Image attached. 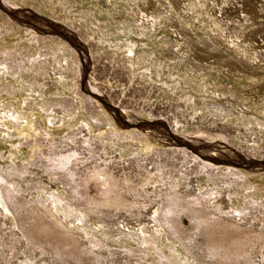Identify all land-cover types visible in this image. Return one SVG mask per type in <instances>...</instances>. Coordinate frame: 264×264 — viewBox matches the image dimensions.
<instances>
[{
  "label": "rangeland",
  "instance_id": "374dc122",
  "mask_svg": "<svg viewBox=\"0 0 264 264\" xmlns=\"http://www.w3.org/2000/svg\"><path fill=\"white\" fill-rule=\"evenodd\" d=\"M112 109L218 138L243 164L203 170L166 138L129 137ZM263 123L264 0H0V197L17 190L0 203V264H264V176L240 175L257 171L244 159L264 161ZM208 178L197 198L179 190L192 210L168 215L167 235L145 222ZM34 189L74 204L82 225L45 217L61 235H39ZM217 192L245 203L238 218L215 209Z\"/></svg>",
  "mask_w": 264,
  "mask_h": 264
},
{
  "label": "bare ground",
  "instance_id": "6f19581e",
  "mask_svg": "<svg viewBox=\"0 0 264 264\" xmlns=\"http://www.w3.org/2000/svg\"><path fill=\"white\" fill-rule=\"evenodd\" d=\"M71 42L77 48L80 45V44H78V43H76V42H74L72 40H71ZM80 75H81L80 80L82 82L84 80L85 75H86V68H84V70L81 71V74H79V76ZM83 89H84V92H85L84 94H86V96L88 98L96 99V100L100 99V96H98L94 91H92L88 87H86L85 84L83 85ZM219 109L222 110V108H219ZM111 111L115 115V118L121 124V126L125 130H127V134H128L129 137L137 135L136 133L139 131V132H144L145 134H153V135L157 134L160 137L166 138L167 140H169L171 142H174L175 145L179 149H181L182 151L192 152L195 155L194 158L200 160V162H201L200 165H201V168L203 170L208 169V168H210V169H213V168L220 169V167H222V166L223 167L226 166L227 167L226 169H229L234 164H235V166H239L240 164H243V163H241V160L238 161L239 158L235 159V158L228 157V154H230L231 152L228 151V148L219 146L220 141L217 140L218 138H214L213 136H212L213 137L212 138L210 135L207 136V135H204V134H198V135H194V136H189L188 135V136H185L184 138H180L176 134L177 131L174 132L171 128H169L167 126L164 127V126L156 125V123H153V122H148V121H143L141 119L132 118V117L126 115V114H121V112L115 111L114 109H112ZM65 115H68V113H66ZM51 123H53V121H51ZM103 125H104V123H101V125H97V129L99 130L100 128H102ZM103 133H105V132H103ZM103 133H101V135ZM218 137H220V136H218ZM222 138L223 137H221L219 139L222 140ZM137 143L134 142V141H130V144H132L135 147H136ZM70 157L71 156L64 157V158L53 157L52 160H51V163H52L51 167H47L49 169V172L51 173V175H49V176H51L53 178H54V176H57L58 174L56 173L57 172L56 170L66 167L70 163L69 162ZM244 161H245L244 164H249L250 167L255 168L257 171L249 172V173H245V172L244 173H240V175H242V177L246 178V177H249V176H257V177H263L264 176V161H256V160L250 159V158L249 159L246 158V159H244ZM35 169H37V168H35ZM38 173H39V171H36L34 174L37 175ZM98 174H101V173H98ZM93 175H95V174H93ZM202 176H205V174L202 175ZM95 177H97V176L95 175ZM95 177H94V179H95ZM60 181L61 180L59 179V180H54L53 182H60ZM7 184H9V183H7ZM7 184L3 186V190L1 192L0 203H2V204H7L6 202L10 201V200H8L10 198L9 195L11 193L17 192V190L14 189V187H11L12 189H10L7 186ZM211 185H216V182L213 181V179L208 178L207 181H203V180L194 181V182H192V184L188 183V184L183 185V187L181 186V188L175 189L176 191H175L174 197L171 198L170 202L168 201V203L166 204L161 199L160 200L161 207L156 209V210H153L154 212H152L154 215H156V217L151 219V220H149V221H145V222H149L150 224H153L154 225V232H156L157 234H159V232L162 231L163 232L162 237H164L165 235H167V233L170 232V230H172L171 229V225H170L169 220H168V215L176 214V213L182 215V214L187 213V212L190 213L191 210H192L191 207H190V201L187 200L186 198H182L180 196L181 193H180L179 190L183 189L185 191V193L188 194L189 198H197V197H193V195L191 194L192 191L201 192L207 186H211ZM231 189H233V188H229L228 191H231ZM215 190H219V188L217 187ZM40 191H41V189H40ZM40 191L34 189L33 190V192L35 193L34 196H30L31 199H34V201L36 200L35 204L39 208L38 211L40 210V212L44 213V215H45V216H43V215L42 216H38L37 214L39 212H35L34 213L32 211L34 214H36L38 216V223L39 224H37V228L39 229V232H41V233L38 232L39 235L42 234V233L44 235L47 234V235H50V236H54V235H52L53 233L54 234H60L59 231L54 229V227L50 224V222L47 221L48 219L47 220L45 219V217L46 218H50V220L52 219L55 222L56 227L62 228L65 231H70L71 228H74L73 223H80L81 224V222H80V218H81L80 217V213L78 211L79 215L78 216L75 215L76 206L74 204H70L68 209H63L62 210V208L60 209V203L64 202V200H62L60 197L54 195L55 193L53 194V193L49 192L48 194H46L47 192L44 191V190H43L44 192L42 191V193H40V194H38V196H36V194L38 192H40ZM224 191H225V189L222 190V192H224ZM5 194H7L8 198H6L7 196ZM43 194H46L48 196V200L47 201H45L42 198ZM110 194L112 195L111 191L108 192V195L106 196V202L107 203L112 201V197L109 196ZM4 197L8 201L7 200L5 201ZM215 198L219 200V201L217 200L216 204H214L215 209H217L219 211H223V209H228L229 212L233 213L234 216H236L237 218L242 213V211L239 210L235 206L236 202H240V201L242 202V200H240V198L237 197L236 195H232L231 193H229V194L224 196V194H222L221 192H217V193H215ZM222 200L224 202H222ZM65 202L70 203L69 201H65ZM47 203L49 204V207H51L53 210H56V211L59 212V216L62 217L63 222H60L57 217H54L53 215H51V213H49L50 210L46 207ZM242 203H244V202H242ZM165 204L167 205V209L165 207ZM4 206H5V209L8 210L9 213L12 212V210H10V208H9V205H7V206L4 205ZM10 206H11V204H10ZM245 209H248V208H245ZM70 214H73L74 216H76L77 220H75L74 217H70ZM236 214H238V215H236ZM203 222H205V220ZM23 228L25 229V227H23ZM37 228H36V230L38 231ZM28 231H30V230L28 229ZM28 231H26V232H28ZM23 233L24 234H23V238L22 239L26 240L27 242L30 241L31 239L33 240V237L31 238V236H32V234H30L31 232L29 233L31 236L29 234L25 233V232H23ZM16 239H18V238H16ZM16 239L11 237L10 240L11 241H16ZM48 239L49 240H53V239H50V238H48ZM156 244H158V245L161 244V243H159V239L156 241ZM30 246H32V245H30ZM131 252L133 254L135 252H139L140 253L141 249L140 248H134ZM141 253L144 254L143 252H141ZM140 257H144V255L143 256L141 255ZM164 260H163L164 262H167L166 259H164ZM155 264H160V263L155 261Z\"/></svg>",
  "mask_w": 264,
  "mask_h": 264
}]
</instances>
